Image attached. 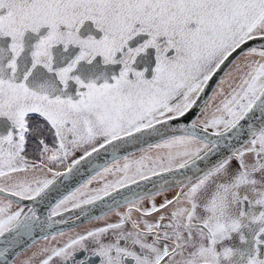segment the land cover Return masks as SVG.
<instances>
[{
  "label": "snow or ice",
  "instance_id": "snow-or-ice-1",
  "mask_svg": "<svg viewBox=\"0 0 264 264\" xmlns=\"http://www.w3.org/2000/svg\"><path fill=\"white\" fill-rule=\"evenodd\" d=\"M0 264H264V0H0Z\"/></svg>",
  "mask_w": 264,
  "mask_h": 264
}]
</instances>
